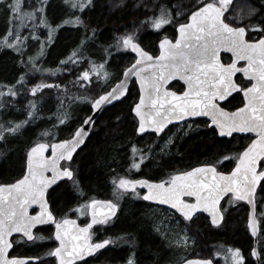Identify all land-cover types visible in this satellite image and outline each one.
Wrapping results in <instances>:
<instances>
[{"label":"snow or ice","instance_id":"obj_1","mask_svg":"<svg viewBox=\"0 0 264 264\" xmlns=\"http://www.w3.org/2000/svg\"><path fill=\"white\" fill-rule=\"evenodd\" d=\"M38 7L24 6V0H0V7L4 8L9 25L7 34L0 39V47L13 49L23 55L22 47H26L27 36L22 35L21 30L31 22L32 31L30 35L34 40L38 27L48 29V41L52 40L53 33L63 24H74L84 26L79 16L74 19H65L61 25H53L45 13L47 0H36ZM123 0H121V3ZM65 3L72 9L79 8L83 11L92 0H65ZM158 0H138L137 7H143L145 11L152 10L150 16H146L140 22L139 27L145 25L152 29L160 30L163 26L176 23L178 33L174 40L165 36L159 41V55H152L136 42V33L130 32L119 36L116 39V47L135 53L134 62L123 69L124 79L120 80L111 91H105L97 98L76 97V99H90L92 110L95 112L106 103L119 99L127 91V83L135 77L141 85L139 102L131 107V112L139 120L137 133H144L146 128H151L157 135L162 133L168 123L173 120H181L185 117L209 116L212 124L221 137H231L234 132L256 133V139L241 152L236 158V167L231 173L225 174L218 171L215 163H207L200 167L192 168L190 171L179 172L170 175L167 179L159 182H152L148 179H130L127 176H119L113 180L115 185L114 194L122 196L131 190L135 195L138 185L147 188L143 199L156 201L160 204L169 205L174 213L169 219H174L178 225L180 221L175 218L178 213L184 221H191L200 211L210 214L213 225H218L223 219V208L221 200L230 197L229 204L234 201L246 200L255 208L254 194L258 184L264 181V170H258V162H264V18L253 23V18L258 14L255 7H249L246 15L237 13L230 17L233 0H189L187 6L182 3L169 7L160 4ZM177 18H183L184 22H178ZM247 20V23L244 21ZM39 21V24L36 22ZM260 33L255 40L248 39L250 33ZM93 36L95 29H92ZM74 50L62 65L69 63L76 64L85 59L83 46ZM40 51L37 56H29L31 71L55 72L51 69L41 68L38 64V57L44 54L45 43L40 41ZM229 51L233 55L232 62L222 63L221 50ZM107 52V49L105 50ZM110 55V53H109ZM239 61H247L244 67H238ZM23 62V61H22ZM89 68L84 70L77 77L76 83L84 86L83 82L91 83V76L95 73L97 79H108L111 75L105 70L107 60L97 64L88 60ZM101 72L103 75L101 76ZM236 73H243L248 77L250 86L237 83L233 76ZM179 77L187 84V89L177 94L164 88V84L174 77ZM25 75L22 74L17 84L23 86ZM83 81V82H82ZM254 81V82H253ZM59 87V85L46 84L43 81L33 86L30 91L35 96L39 89ZM0 97L18 95L16 84L0 83ZM234 91L244 94V106L236 109L235 112H226L219 106L218 100H224ZM71 97L69 100L71 101ZM64 101L61 100L60 107L63 108ZM0 107L4 102L0 100ZM38 102L29 101L28 119L6 123H0V140L7 136L19 134L21 129L31 120L36 118ZM59 112V109H58ZM69 118L65 109L57 116L59 124H64ZM91 116L86 117L75 132L69 137L57 143L38 142L32 146L27 153V172L22 179L12 184H0V264H28L31 260H40L39 257L18 258L10 257L8 249L12 248L13 241L9 239L13 233H22L27 237L26 242L35 240H46L50 237L34 236L33 228L39 224L51 222L55 225V239L59 246L46 253L49 257L56 258V264H73L77 259L86 255H92L103 249L106 245L113 243L109 239L100 242H92V233L89 231L93 225L106 224L110 216L115 215L117 204L112 200L98 201L92 199L87 203L80 204L76 211L80 215H91L90 223L84 227L76 226L74 232L68 230V225H75V221L64 218L57 220L52 211L48 208L46 193L52 184L57 180L67 178L73 187L82 193L79 181L76 179L75 170L72 167L73 153L83 143L87 135L84 125L93 124ZM43 136H49L45 130ZM171 143V138L167 141ZM51 150V156L45 152ZM163 151V149H161ZM140 156V162L135 159ZM148 154L132 146V163L130 168H140L143 160ZM229 159L228 156L221 158ZM64 163H61V162ZM51 171V176L45 173ZM264 187V186H262ZM194 197V201L184 199ZM32 204H39L41 211L35 216L29 215L28 208ZM106 209V211H104ZM163 223V222H161ZM248 227L255 236L257 229L253 214L248 219ZM157 231L168 240L173 246H187L189 235L187 229L183 234L174 233V230L167 228ZM19 243L20 241H15ZM232 255L234 264H242L243 257L240 249H228ZM252 255H257L253 249ZM40 264H44L41 260ZM127 264H135L130 257ZM183 264H212L211 259H199L184 261Z\"/></svg>","mask_w":264,"mask_h":264},{"label":"trees","instance_id":"obj_2","mask_svg":"<svg viewBox=\"0 0 264 264\" xmlns=\"http://www.w3.org/2000/svg\"><path fill=\"white\" fill-rule=\"evenodd\" d=\"M137 3L138 0H123L122 3L121 0H92V3L81 11L79 8L72 9L65 0H47L44 14L53 27L61 25L65 19L79 16L87 30L84 26L63 24L53 33L49 42L47 28L38 27L36 36L39 40H34L30 35L31 25H28L21 30L22 35L28 37L25 41L27 46L22 47L23 55L13 49L0 47V83L16 84L18 89V95L15 97H0L4 102V107H0V123L28 119L29 101L38 102L36 118L26 124L19 134L0 140V184H11L24 175L25 158L32 146L38 142L55 143L68 138L69 134L90 115V99L76 97L97 98L119 81L123 69L134 62L130 50H117L116 39L119 36L135 32L136 42L152 55L158 54V44L162 38L167 36L174 40L176 23L165 25L160 30L147 25L137 30L140 22L152 14L151 9L145 11L143 7H137ZM180 3L187 6L189 0H158L157 8L160 4L173 7ZM30 5L39 6L36 0H24L26 9ZM249 7L259 10L253 18V23L264 18V0H233L228 15L230 17L237 13L246 15ZM178 22H184L183 18H177ZM244 22L247 23V20ZM36 23L39 24V21ZM8 27L5 10L0 7V39L7 34ZM92 29H95L94 36ZM259 35L262 34L253 32L248 38L257 39ZM86 36L90 39H87L83 46L85 59L76 64L62 65L61 61L66 60L80 47ZM40 41L45 43V48L44 54L37 62L41 68L53 70L54 75L51 72H30L31 64L27 63L28 57L37 56L41 47ZM89 59L97 64L107 60L105 70L113 78L106 88L99 85L95 73L90 78L91 83L82 81L83 87L76 83L77 77L89 68ZM22 74L25 75L23 86L17 84ZM42 81L59 87L43 88L35 96L27 91ZM169 88L178 92L181 91L182 85L173 82ZM69 97L72 98L71 101ZM138 97L137 85L132 81L126 97L119 103L109 106L97 117L90 135L73 156L72 167L82 193L73 187L71 181L64 180L53 187L50 191V202L57 213H64L71 208L79 197L88 200L100 196L112 197L115 188L113 180L119 176H127L130 179L149 178L158 182L172 174L207 163H215L217 169L224 173H228L236 164V158L243 145L242 138H220L215 130L208 128L202 121H197L189 130L175 135L167 151H162L166 138L175 130L170 127L167 134L162 137L151 133L139 135L136 131L137 119L131 112V107L137 102ZM238 98V95L234 96L230 103L236 104ZM61 100L64 101L63 108L60 107ZM65 109L69 118L64 124H59L57 116ZM45 130L49 132V136L42 135ZM133 144L148 154V158L142 161L138 169L130 168ZM224 156H228L229 159L216 163ZM137 162H140V159ZM262 186L264 182L257 195V212L264 204ZM229 198L222 202L226 211L223 213L222 223L218 226L213 225L202 214L195 216L190 222L175 214V218L180 221L177 228L175 220L169 219L173 213L165 211L164 214L141 198H137L136 201L127 198L112 227L106 231L111 238L114 236L115 245L103 249V252L93 260L97 264H127V257L130 256L135 264H180L186 259L210 258L216 264L213 257L216 251L218 253L222 250L228 251L229 248H238L244 257L243 264H256L250 252L254 243L247 230L249 208L241 201L229 204ZM160 220L163 224L170 225L177 233L186 228L192 245L186 247L170 245L168 240L155 231L156 222ZM259 220L260 235L257 241L259 264H264V246L261 243L264 235V217ZM36 249L24 247L22 253H32ZM102 260L103 263H99Z\"/></svg>","mask_w":264,"mask_h":264},{"label":"flooded vegetation","instance_id":"obj_3","mask_svg":"<svg viewBox=\"0 0 264 264\" xmlns=\"http://www.w3.org/2000/svg\"><path fill=\"white\" fill-rule=\"evenodd\" d=\"M251 40H255V39H251ZM232 59H233L232 56H229L227 54H221L222 63L229 64V63L232 62ZM245 65H246L245 62H238L237 66L238 67H244ZM233 79L237 83L243 84L246 87L250 86L249 79L247 77H245L242 73H236L234 75ZM174 82H176V81H174ZM181 85H182V89H181V91H178L177 94L183 92L184 89H185V86L183 84H181ZM168 89H170L169 86H168ZM237 95L239 96L237 103L236 104L230 103L231 98H233L234 96H237ZM217 102H218L219 106L222 107L225 111L227 110L230 113L231 112H235L236 109L241 108V107L244 106V102H245L244 101V94L242 92L236 91L233 95H231L230 97L226 98V100H224L222 102H219V101H217ZM197 121H202V122L206 123L208 128H211V127H209V122L207 120H204V119L203 120H191V121H188V122L180 123V125H184L186 123H189L190 124V128H191V126L195 125V123ZM137 125H138V123H137ZM180 125H170V126H168L167 130L161 136H158V137H162V136L166 135L170 127H173V129L175 130V128L180 126ZM211 129H213V128H211ZM213 130L216 131V129H213ZM216 133H217V131H216ZM217 135H218V133H217ZM231 137H238V138L240 137V138H242L243 145H242L241 152H243V150L251 143V141L253 139H256V135H254L253 133H251V134H234ZM231 137H227V138H223V139H231ZM62 163H64V162H62ZM235 166H236V164L233 166V168ZM232 169H230L229 172ZM258 170H264V162H258ZM228 173H225V174H228ZM139 179H143V178H139ZM147 179L150 180L149 178H147ZM65 181H70V180H65ZM150 181H152V180H150ZM152 182H157V181H152ZM263 182L264 181H261V184L256 189V192H255V195H254L255 196V208H256V204H257V195L259 194V190H260V187H261ZM51 190H49L47 192L48 193L47 194V201H48V205L50 206V210L52 211V213L54 214V216L56 217L57 220H61V219H64V218L72 219V220H75L77 222V224L79 226H81V227H84L86 224L89 223V221H90V215L89 214L80 215V213L76 211L77 207L80 204H84V203H87V202L90 201V200H88V198L79 197L77 199V202L71 208L67 209L64 213H57V211L53 208V205L50 202V195H51L50 191ZM136 192H138L140 195H143V196L145 194V192L143 190H139V189H136ZM125 194L127 196H124V198H121V199L115 194H113L112 197L100 196V197L93 198V199H96L98 201L112 200L114 203L117 204V208H116L115 215L113 216V218H109V221L106 224H96V225H93L92 229H90V232L92 233V242H100V241H102L104 239H109L111 241H114V239H113L114 236H113V238H111L110 236H108V234H106L107 233L106 232L107 229L112 227L114 220L119 215V211H120V209L122 207V204L125 201V199L128 198L131 201H136V199L133 198L134 193L131 192L130 190L127 191V193H125ZM118 198H119L120 201L118 200ZM226 198H229V197H225V199ZM184 199H187L189 201H193L192 199H189V198H184ZM116 200H118L119 203H117ZM147 202H149L151 205H153L156 209L161 210V212H163L164 214H166L165 211H169V210H167L166 208H164V207H162L160 205L158 206L156 204L151 203L150 201H147ZM222 202H221V204H222ZM241 202H243V201H241ZM262 206H263L262 208L264 209V204ZM247 208H248V206H247ZM37 213H39V209L33 208V209L30 210L29 215L35 216ZM171 213H174V212H171ZM257 213L258 212H257V208H256V215H257ZM248 214H249V210H248ZM197 215H199V214H197ZM223 217H224V214H223ZM247 217H248V215H247ZM256 219H257V217H256ZM258 222H259V226H258V231H259L260 221L258 220ZM221 223L222 222H220V224ZM218 225H215V226H218ZM55 230H56V228H55V225L53 223L43 224L42 226L34 227L33 228L34 236L42 235V236H45V237H50V239L35 240V242H30V241L26 242L27 238L23 237V239H22V235L21 234L11 236L10 240L13 241V246L9 250L10 257H18V258L39 257L40 260H31V261L28 262V264H38V263H40L41 260L44 262V264H56V258L55 257H49V256L46 255V253L48 251H50L51 249H54L55 247L59 246V242L55 239V235H54L55 234ZM259 235H260V231H259L258 237H259ZM258 237H257V241H258ZM15 241H20V242L16 243ZM111 244L112 245H110V244L106 245L103 249H106L108 247L114 246L115 245V241L113 243H111ZM24 247L31 248V249L35 247L37 249L35 251H32V253H26L25 252V254H24V253H22L23 252L22 250H23ZM103 249H100L98 252H96V253H94L92 255H89L86 258H83V259H81L79 261H75V262H73V264H85V263L97 264V262H95L93 259L95 257H97L101 252H103ZM257 255H258V245H257ZM129 258H130V256L127 257V261H128ZM253 259H254V256H253ZM254 261H255L256 264H259V262H260L259 261V255H258V262L255 259H254ZM99 263H103V260L99 261Z\"/></svg>","mask_w":264,"mask_h":264},{"label":"water","instance_id":"obj_4","mask_svg":"<svg viewBox=\"0 0 264 264\" xmlns=\"http://www.w3.org/2000/svg\"><path fill=\"white\" fill-rule=\"evenodd\" d=\"M177 34H178V33L176 32V35H177ZM158 47H159V44H158ZM130 52H131V50H130ZM131 53H132V55H133V57H134V59H135L136 54L133 53V52H131ZM221 54H227V55H229V56H232V58H233L232 53L229 52V51H226V50H224V49L221 50L220 55H221ZM157 55H159V51H158V54H157ZM239 62H245V63H247V61H239ZM242 74H243V73H242ZM243 75H244V74H243ZM233 78H234V76H233ZM247 78H248V77H247ZM122 79H124V77H123V73H122V75H121L119 81L122 80ZM119 81H117L116 83H114V85H113L112 87H110L107 91H111L113 88H115V87L117 86V84L119 83ZM132 81H134V83L137 85L138 95H139V97H138V101H137V102H139V100H140V95H141V85H140V82H139L135 77H132V78L128 81V83H127V91L125 92L124 96H120L119 99H117V100H112L111 103H106V104L102 105L101 108L97 109L95 112L92 110V106H91V107H90V109H91V113H90V115H88L87 117L91 116V117L93 118L94 123H95V120L97 119V117H98V116H99L104 110L108 109L109 106H112V105H114V104H116V103H119L122 99H124V98L126 97V94H127L128 90H129V88H130V86H131V82H132ZM174 81H176V82H180L181 84H183V85L185 86L184 91L187 89L188 86H187V84L185 83V81H184V80H181L178 76H177V77H174V78H172V79H169V80L164 84V88L168 89L169 84H171V83L174 82ZM168 90H169V91H172V90H170V89H168ZM184 91H183V92H184ZM183 92H181V93H183ZM235 92H236V91L232 92V93H231L230 95H228L226 98L230 97V96L233 95ZM181 93H178V94H181ZM102 94H103V93H102ZM102 94H100V95H102ZM226 98H225L224 100H226ZM224 100H222V101H224ZM218 101H219V100H218ZM222 101H219V102H222ZM137 102H136V103H137ZM133 106H134V105H133ZM226 112H228V111L226 110ZM229 113H230V112H229ZM132 114H133L134 118L137 119V123H138V125H139V120H138V118L135 116L134 113H132ZM203 119H204V120H207V121L209 122V127L213 128V129H216V128H215V125L212 124L211 117L201 115V116H196V117H185L184 119H181V120H173V121H171L170 123H168V124L166 125L164 131H163L162 133H160L159 135H157V134L155 133V131H154L153 129H151V128H146V131H145L144 133H138V134H139V135H145V133H151V134H154V135H156V136H161V135L167 130L168 126H170V125H180V123L188 122V121H191V120H203ZM94 123H93V124H90V125H84L85 130L87 131V135L83 138V143L79 145V147L76 149V151L79 150V149L83 146V144L85 143L86 139H87L88 136L90 135V131H91V129L93 128ZM138 125H137V128H138ZM216 131H217V133H218V130H216ZM74 132H75V131H74ZM251 133H253L254 135H256V133H254V132H246V133L234 132L232 135H234V134H251ZM218 136L221 137V136L219 135V133H218ZM227 137H229V136H223V137H221V138H227ZM55 143H57V142H55ZM76 151L73 153V156L75 155ZM45 155H46V156H51V150L49 149L48 151H46V152H45ZM25 159H26V162H25V168H24V171H25V172H24V175H25L26 172H27V155H26V158H25ZM62 162H63V161H62ZM62 162H61V163H62ZM197 167H200V166H197ZM235 167H236V166H235ZM235 167H234V168H235ZM194 168H196V167H194ZM234 168H233V169H234ZM233 169H232V170H233ZM232 170H231L229 173H231ZM189 171H190V170H189ZM229 173H228V174H229ZM24 175H23V176H24ZM45 175H46V176H51L52 173H51V171H48V172L45 173ZM23 176H22L21 178H19V179H22ZM17 180H18V179H17ZM64 180H68V179H67V178H62V179H60V180H57L55 184H52V185L49 187V189L47 190V192H48L49 190H51L53 187H55V186H57L58 184H60L61 182H64ZM13 183H15V182H13ZM11 184H12V183H11ZM259 185H260V184L257 185V188H258ZM257 188H256V189H257ZM136 189L143 190L145 193H147V191H148L146 187H144V186H140V185H138ZM130 191H131V190H130ZM47 194H48V193H46V199H47ZM254 195H255V194H254ZM184 198H189V199H192L193 201L195 200L194 197H184ZM224 199H225V198H224ZM224 199H222L221 202H222ZM254 200H255V196H254ZM150 202L153 203V204H156V205H158V206L160 205V206L166 208L167 210H169L170 212H174V210L171 209L169 205H166V204H160V203H158V202H156V201H150ZM243 202H244V203L248 206V208H249V214H248L247 220L249 219L250 214H253V218H254V220H255V226H256V229H257L256 235L254 236V235L252 234V231H251L250 228H249V232H250V235H251V237H252V239H253L254 249H255V251H256V253H257V247H256V246H257V243H256V242H257V237H258V234H259V231H258L259 222H258V220L256 219V208H253V206L250 205L246 200H244ZM33 208H37V209H39V212L41 211V208H40L39 204H32V205L29 206V208H28V212H30V210L33 209ZM48 208L50 209V206H49V205H48ZM104 211H106V209H105ZM115 211H116V209H115ZM200 213L203 214L206 218L208 217L209 222L212 223V221H211V216H210L209 213L204 212V211H200V212H198L197 214H200ZM175 214H177V215L179 216L178 213H175ZM197 214H196V215H197ZM89 215H90V213H89ZM196 215H195V216H196ZM113 216H114V215L110 216V218H113ZM195 216H194L193 218H195ZM181 218H182V217H181ZM70 220H72V219H70ZM73 221H75V220H73ZM90 221H91V215H90ZM90 221H89V223H90ZM75 222H76V221H75ZM221 222H222V221H221ZM49 223H51V222H48V223H45V224H49ZM42 225H43V224H39V225H36L35 227L42 226ZM76 226H79V225L77 224V222L75 223V225H68V230H69L70 232H74L75 229H76ZM79 227H81V226H79ZM55 231H56V230H55ZM89 231H90V230H89ZM19 234L22 235V233H13L12 236H13V235H19ZM10 237H11V236H10ZM10 237H9V239H10ZM26 238H27V237H26ZM58 242H59V241H58ZM9 250H10V249H8V252H9ZM252 252H253V251H252ZM87 256H89V255H86V256H84L83 258H86ZM83 258H82V259H83ZM199 259H202V258H197V259H186L185 261H188V260H199ZM209 259H210V258H209ZM254 259L258 262V255H255V256H254ZM79 260H81V259H77V260H75V261H79ZM75 261H74V262H75ZM183 262H184V261H183ZM183 262H181L180 264H183ZM212 264H214L213 261H212Z\"/></svg>","mask_w":264,"mask_h":264},{"label":"rangeland","instance_id":"obj_5","mask_svg":"<svg viewBox=\"0 0 264 264\" xmlns=\"http://www.w3.org/2000/svg\"><path fill=\"white\" fill-rule=\"evenodd\" d=\"M31 25V22H29V26ZM41 46V45H40ZM128 50H130V49H128ZM40 51V50H39ZM38 51V52H39ZM39 58V57H38ZM30 72H31V70H30ZM103 75V73L101 72V76ZM112 78H113V76H109V78L108 79H99L98 80V82H99V85L101 86V87H104V88H106L107 86H108V83L112 80ZM45 83V82H44ZM31 89V88H30ZM30 89L28 88V90L27 91H29L30 93H31V91H30ZM42 89H39L38 91H41ZM20 92V91H19ZM32 94V93H31ZM189 128H190V124L189 123H186V124H184V125H180V126H178V127H176L175 128V131H173L170 135H168V137L166 138V140H165V142L163 143V151L164 152H166L167 151V148L169 147V145H170V143H167V141L169 140V138H171V142H172V140H173V138H174V136L175 135H178V134H180V133H182V132H185V131H187V130H189ZM138 157V159H136ZM136 160H139L140 159V156L138 155V156H136ZM125 193H127V192H125ZM123 194L122 196H119V198L121 199V198H124V196H127L126 194ZM119 198H118V200H119ZM133 198L134 199H137V198H141V199H143V195H133ZM118 200H116V202L117 203H119L118 202ZM120 201V200H119ZM119 205V204H118ZM262 208V207H261ZM256 217H257V220H259L261 217L263 218L264 217V209L262 208L261 210H259V212L257 213V215H256ZM260 221V220H259ZM162 222V220H160V221H158V222H156V226H155V231L157 232V233H159L160 234V236H162L161 235V232H159V231H157V226H160V228H161V230L163 231V230H165V226H167V228H169V229H171V227H170V225H166V224H163V223H161ZM179 225V224H178ZM175 228H177V224L175 225ZM172 230H174L173 228H172ZM247 230L249 231V227H248V223H247ZM174 233H177L175 230L173 231V232H170L169 233V235H171V236H173V238H174ZM181 235L183 234V231L181 230V233H180ZM261 243L263 244V246H264V235L262 236V238H261ZM110 245H112L111 243H110ZM192 245V241H191V239L189 238V240H188V242H187V246H191ZM177 247V246H176ZM180 247H183V246H180ZM232 249H235V248H232ZM222 250V249H221ZM250 252H252V251H250ZM240 255L242 256V254H241V252H240ZM214 257V260H216V264H234V261H233V259H232V255H231V253H229V251H225V250H222V252L221 251H219L218 253H217V251H216V254L213 256ZM243 257V256H242ZM243 259H244V257H243ZM242 264H243V260H242Z\"/></svg>","mask_w":264,"mask_h":264},{"label":"bare ground","instance_id":"obj_6","mask_svg":"<svg viewBox=\"0 0 264 264\" xmlns=\"http://www.w3.org/2000/svg\"><path fill=\"white\" fill-rule=\"evenodd\" d=\"M77 151H78V150H77ZM77 151H76V152H77ZM257 244H258V243H257ZM256 247H257V246H256ZM253 249H254V248H253ZM252 251H253V250H252ZM212 261H213V260H212Z\"/></svg>","mask_w":264,"mask_h":264}]
</instances>
